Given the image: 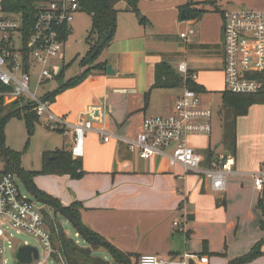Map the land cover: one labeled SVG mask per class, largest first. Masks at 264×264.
<instances>
[{
    "label": "crops",
    "instance_id": "crops-1",
    "mask_svg": "<svg viewBox=\"0 0 264 264\" xmlns=\"http://www.w3.org/2000/svg\"><path fill=\"white\" fill-rule=\"evenodd\" d=\"M189 1L141 0L139 11L148 20L145 24L140 23V15L127 10L126 2L118 4L116 37L100 59L112 65L114 72L108 73L107 65L105 72L90 74L80 84L56 94L51 101V110L71 122L77 121L87 105L105 103L109 109L105 129L113 137L105 142L96 131L86 134L82 176L37 173L34 182L64 205L80 202L82 221L125 253L156 254L165 261H179L187 252L191 264H228L247 253L264 236L260 228L262 215L257 209L258 198L264 196V191L255 189L251 176L264 162L263 139L260 144L253 143L257 156L250 167L240 162L236 149L235 173L229 176L224 192L213 191L200 174L185 173L183 166L171 165L167 156L140 157L127 141L136 139L142 132L146 117L171 113L185 88H153L159 62L169 63L183 77L179 66L185 62L189 71L196 74L194 82L205 89L201 95L206 104L213 93L222 95L225 91L223 19L226 11L240 8L239 4L235 0H217L219 9L208 6V12L201 16L182 20V6ZM246 7L241 9L264 10V5ZM190 29L195 32L189 33ZM182 33H187V37ZM53 82L58 84L56 80ZM238 127L239 121L237 141ZM57 132L61 141H55L52 147L55 149L50 150H66L68 142L73 140V129L68 134ZM210 148L214 157L227 152L215 153ZM209 150L201 153L207 158ZM237 174L251 177L246 180L253 181L252 203L248 194H241L243 186H234ZM194 176L198 179L191 188L190 180ZM241 204L252 212L246 214L243 207L239 218ZM182 216L188 217L187 236L173 224ZM63 228L68 234L64 225ZM74 231V237L68 235L79 243L77 238L81 236ZM204 242L211 254H202ZM101 255L111 260L108 252ZM263 259L264 255L247 264H262Z\"/></svg>",
    "mask_w": 264,
    "mask_h": 264
},
{
    "label": "built area",
    "instance_id": "built-area-1",
    "mask_svg": "<svg viewBox=\"0 0 264 264\" xmlns=\"http://www.w3.org/2000/svg\"><path fill=\"white\" fill-rule=\"evenodd\" d=\"M6 1L0 0V105L27 101L34 104L39 116H47L51 130L68 134L72 128L73 140L69 150L73 158H82L88 132L96 131L105 142L113 137L105 129L108 106L103 102L89 104L81 110L77 121L71 122L51 110V101L47 97L49 91L40 94L41 86L49 85L59 74L55 61L65 46V32L73 31L75 15L81 10L80 0L36 3L35 19L29 26L24 13L5 8ZM223 20L225 90L257 93L261 81L254 75L264 73V10H228ZM194 32V29L189 30L191 34ZM187 35L182 33L183 37ZM179 69L185 77L196 78L185 62ZM33 75H36L34 89L31 86ZM215 118V110L203 101L201 93L185 87L171 113L146 117L142 132L136 139L127 141L130 149L140 157L167 156L171 165L183 166L185 173L203 174L213 191L224 192L229 176L235 173V156L223 152L206 163V157L188 140L190 134L211 135ZM251 176L255 189L263 192L264 162L259 170L251 172ZM19 181L17 174H0V264H6L4 253L8 227L38 237L49 257L53 251L51 230L44 220L42 208L36 205L35 197L30 199L22 192ZM173 224L187 236V216L176 219ZM190 261L187 252L179 261H165L156 254H143L139 258V264H191ZM32 264H46L40 259V252Z\"/></svg>",
    "mask_w": 264,
    "mask_h": 264
},
{
    "label": "trees",
    "instance_id": "trees-1",
    "mask_svg": "<svg viewBox=\"0 0 264 264\" xmlns=\"http://www.w3.org/2000/svg\"><path fill=\"white\" fill-rule=\"evenodd\" d=\"M44 0H7L4 4L8 10L22 12L25 14L26 25L34 22V13L36 3ZM126 2L127 10L140 15V23L145 24L148 20L142 16L139 11V2L141 0H80L81 11L87 12L91 17V29L86 43L88 51L80 60L82 71L79 75L64 80L65 68L56 76L58 87L56 90L47 94L50 101H54L56 94L64 89L76 86L83 82L90 74L94 72H105L108 62L101 61V56L105 49L114 41L117 32V21L120 2ZM190 0L182 9H186V18H197L208 12L203 4ZM219 9L218 6L215 7ZM70 32H65L67 41ZM261 81V88L254 94L233 93L224 91L222 94V115L223 125V143L227 147V152L235 154L237 149V125L241 116L247 115L249 109L255 104H264V73L254 75ZM187 87L198 92H204L205 89L194 82L190 77H183L167 62H159L155 67V83L153 88H173ZM150 91L146 92L145 97L148 99ZM34 104L24 101L22 104L16 102L10 105H0V157L3 159L4 166L0 174L14 173L17 174L25 184L29 192L36 200L46 206L51 207L58 214L65 217L74 227L77 233L85 241L87 246H82L76 240L69 237L61 223L56 222V228L51 230V240L53 251L51 258L56 264H139V255L125 253L110 243L98 232L88 227L81 218V203L74 202L70 205H64L55 196L39 188L34 182V176L37 173L42 174H71L74 177H80L83 174V163L81 158L75 159L70 151L55 150L46 151L43 155L42 168L39 172L29 171L23 167L21 151L12 149L7 145L5 127L12 117L24 118L28 132H33L34 120L39 119V115L34 108ZM214 159V154L209 150L206 163ZM257 209L262 215L260 228L264 232V196H259ZM105 249L111 256L107 260L101 256L94 255L95 251ZM202 254L208 255L207 242H204ZM264 255V236L259 239L253 247L244 255L232 259L228 264H247L260 256ZM134 261V262H133Z\"/></svg>",
    "mask_w": 264,
    "mask_h": 264
},
{
    "label": "rangeland",
    "instance_id": "rangeland-1",
    "mask_svg": "<svg viewBox=\"0 0 264 264\" xmlns=\"http://www.w3.org/2000/svg\"><path fill=\"white\" fill-rule=\"evenodd\" d=\"M236 3L239 4L238 9H241L243 6H257L264 5V0H235ZM240 1H244V4ZM198 2L203 3L206 7L208 6H218L217 0H204ZM236 6V7H237ZM248 8V7H246ZM254 8V7H251ZM258 8V7H257ZM73 31L70 34L68 40L65 43L63 50L60 52V55L57 57L55 61L56 71L60 73L64 68L62 66H67L65 68V78L67 80L71 77L79 75L82 67L80 66V60L85 56L88 51V45L86 43V38L89 35L91 29V17L85 11L77 12L75 19L72 23ZM64 60V64H63ZM225 85V83H224ZM31 86L34 89L36 86V75H33ZM58 84L56 82H52V84L42 85L40 88V94L47 92L48 89L51 91L56 90ZM225 89V88H224ZM207 98V97H206ZM210 102L207 103L210 107L215 109L216 118L213 127V133L211 135H197L190 134L188 136V140L190 144L197 148L203 154L207 153L208 147H211L215 153L223 152L227 150V147L223 143V125H222V115L220 113L223 103H222V95L221 92L213 93L210 97ZM251 112V113H250ZM239 127H238V141H237V155L240 162H246L247 167H250L252 164V159L257 156V153L253 149V143L260 144L262 139L264 141V132H262V125L264 124V104H255L249 109L247 115L241 116L239 119ZM48 118L46 115L40 116L38 120H34L33 132L29 133L24 118L12 117L6 124L5 133H6V143L12 149L21 151L23 153L22 156V165L26 170L39 172L42 168L43 163V155L46 151H51L53 145H55V141L60 143L61 136L57 131H52L48 128ZM263 133V136H262ZM4 162L0 157V170L3 169ZM245 171V170H241ZM201 175V174H200ZM203 176V174L201 175ZM248 175H239L234 176V186H243V191L241 194H248V201L252 203V196L255 194V189H253V181H248L246 178H249ZM195 178V179H194ZM190 180V187L192 184L196 182L198 177L194 176ZM251 178V177H250ZM246 180V181H243ZM21 190L24 194H26L30 199H33V195L26 188L25 184L22 181H19ZM214 194V193H212ZM238 194V192H236ZM36 205L39 208H45L48 212L54 217L56 222H59L64 225L67 233L74 237V228L72 224L62 215H58L55 217L54 210L46 206L40 202H36ZM243 207L246 209V214L251 211V208H247V206H243L241 204V210L238 213L239 218L243 213ZM252 212V211H251ZM234 211H232V214ZM231 214V215H232ZM244 215H242V221L244 220ZM236 220L239 221L236 216ZM7 233L8 237L5 239V253L4 258L6 264H19V260L17 258L18 249L20 246L25 244L26 242L30 245H33L39 249L40 259L42 261H46V264H56L54 260L49 257L48 252L45 251L43 245L38 237H35L31 234H27L24 232L18 233L16 229L8 227ZM67 234V235H68ZM68 235V236H69ZM241 236V231H238V237ZM79 240L80 245H86L85 242L81 238H77ZM10 244L12 247H10ZM239 246L236 243V247ZM248 250H246L247 252ZM105 249L101 248L100 251H95L94 255L103 257V253H106ZM104 258V257H103ZM106 259V258H105ZM108 260V259H107ZM134 262V261H133ZM63 264V263H61ZM262 264H264V259L262 260Z\"/></svg>",
    "mask_w": 264,
    "mask_h": 264
},
{
    "label": "water",
    "instance_id": "water-1",
    "mask_svg": "<svg viewBox=\"0 0 264 264\" xmlns=\"http://www.w3.org/2000/svg\"><path fill=\"white\" fill-rule=\"evenodd\" d=\"M181 19L184 20L186 17V9H183L181 12ZM108 73H113L114 70L112 68V65H108L107 69ZM71 147V142H68L65 149L69 150ZM44 220L46 224L49 226L50 230H54L56 228V221L54 217L46 210L45 208L41 209ZM55 217L58 216V211H54ZM17 258L21 264H32V261L35 259L37 260L39 258V249L33 245H23L20 246L17 253Z\"/></svg>",
    "mask_w": 264,
    "mask_h": 264
}]
</instances>
